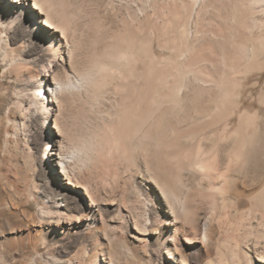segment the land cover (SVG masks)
<instances>
[{"label":"bare ground","instance_id":"1","mask_svg":"<svg viewBox=\"0 0 264 264\" xmlns=\"http://www.w3.org/2000/svg\"><path fill=\"white\" fill-rule=\"evenodd\" d=\"M87 1L0 0L1 16L27 17L45 39L43 72L26 71L41 86L25 102L48 144L29 161L59 168L63 191L43 211L88 237L77 264H264V0L232 1L238 20L220 28L201 22L206 0H98L91 12ZM110 18L122 28L106 29ZM18 187L36 199V184ZM52 223L53 239L67 232Z\"/></svg>","mask_w":264,"mask_h":264},{"label":"rangeland","instance_id":"2","mask_svg":"<svg viewBox=\"0 0 264 264\" xmlns=\"http://www.w3.org/2000/svg\"><path fill=\"white\" fill-rule=\"evenodd\" d=\"M232 1L234 0H206L207 10L201 22L205 24L206 27L213 26L216 28H220L225 20L228 23H236L238 16L232 11V8H230ZM95 3L100 2H98V0H90L87 1L85 5L83 4L82 7L86 11L90 10L89 12L92 10L94 11L97 7H100L99 9L102 10V6H97ZM1 6L0 4V10ZM219 13L223 16L221 14L219 15ZM98 15L101 17L100 11H98L97 16ZM157 17H159V19L154 18L152 20L153 27L161 28V21H163V18L161 15H157ZM221 19L223 21H221ZM120 22L116 20L112 21L111 18L110 20L107 19L108 25L106 24V29H121L122 21ZM1 25H3V27H1ZM1 30L5 32H3L0 37V185L3 188L0 189V264H77L75 254H73L76 249L75 245L77 246L81 242L82 245L85 244L84 248L87 247V249H89L90 245L86 241L88 237H84L85 234L83 230L71 232L73 229L70 227L74 220H69L67 217L68 215L63 214L59 216L57 213H50L48 215V212L43 211L53 209L50 205L52 206L56 191H63L61 187L63 179L60 178L61 174L59 168L54 166V169H52L45 162L41 165L38 163L39 165L33 168L31 166V161H29V155L35 158L36 156H41L45 146L48 144V139L43 137L38 130H35L37 129L36 127L41 117H38L39 115L30 114L26 110L27 104L25 102L27 94H29L33 88V81H36V88L41 86L39 78H37L38 76L34 73L29 77L26 71L35 69L37 73L41 74L43 72L41 68L46 62V55L41 54L45 52V39L41 37L33 39L28 34L27 17L25 16H23L21 21L13 20L12 22L11 19H7L0 14V32ZM85 32L86 31L83 32L82 36L81 34L79 36L81 39V55H84L85 51H87L90 46L89 41L86 39ZM159 41L166 46L172 45V42L173 47L176 46V44L177 46H181L182 43L178 40L175 41L177 43H174V40L168 41L167 37L164 36H161ZM11 61L12 64L8 65L7 63ZM54 71L55 74L57 73L56 76L59 79H64L65 75H67L66 70L62 66L56 67ZM262 77L260 78L261 81L259 80L260 85L264 83V75ZM21 117L25 119L24 124L19 122V118ZM25 117H27L28 120ZM6 129L10 132L9 137L5 134ZM52 130L54 131V128H52ZM261 142L260 140L259 145L255 143L256 147L258 146L257 148L260 150L264 149ZM28 150L30 153H28ZM30 183L36 184V188L39 190V192L37 190L36 199L27 198L25 196H23V199L20 198V188L18 186H20V184L29 185ZM66 194L69 195L67 191ZM72 202H74L73 200H71L70 203L73 205L76 204V202ZM40 206L42 209H39ZM68 212L70 211H65L66 214ZM110 214L111 211L107 210V212H105L107 216ZM51 222L54 224H58L59 222V224H65L67 226V232H65L63 236L53 239L47 230ZM35 227L41 230L39 231L40 233L38 232L39 235L34 234L38 237L29 235L28 233L29 230L34 231L33 228ZM104 234L107 236L109 233L106 234L105 231ZM116 248L122 257L129 260H127L128 262H130V260L132 261V256L129 255L124 248L121 246H117ZM86 252L89 253L88 250ZM63 253H66L67 256L63 257ZM67 258H70V261L66 260ZM87 258L86 256L85 261L81 264H90L92 262H94L92 264H103L100 255L93 261H88ZM214 258L218 260L217 257ZM156 259L154 257L155 263L152 261L153 264L167 263V260L163 261L159 258L158 260ZM223 261L224 260H221V264L224 263ZM189 263L195 264V259H191ZM142 264L149 263L143 262Z\"/></svg>","mask_w":264,"mask_h":264}]
</instances>
